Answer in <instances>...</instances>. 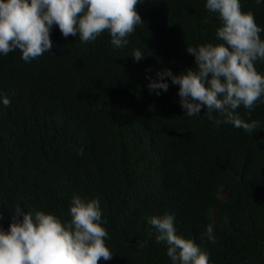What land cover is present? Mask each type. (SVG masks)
<instances>
[{
	"label": "trees",
	"instance_id": "1",
	"mask_svg": "<svg viewBox=\"0 0 264 264\" xmlns=\"http://www.w3.org/2000/svg\"><path fill=\"white\" fill-rule=\"evenodd\" d=\"M205 2L142 0L143 24L120 48L107 31L81 42L53 25L50 52L31 62L19 50L0 56V95L11 100L0 103V227L17 205L66 220L73 195L95 197L114 253L98 264H171L147 222L164 213L211 264H264V102L250 115L236 109L259 122L250 134L214 126L204 109L185 115L171 81L159 96L147 88L160 70L194 67L186 47L219 42ZM240 2L264 28V4ZM255 68L264 73V61ZM209 223L214 242L202 238Z\"/></svg>",
	"mask_w": 264,
	"mask_h": 264
},
{
	"label": "clouds",
	"instance_id": "2",
	"mask_svg": "<svg viewBox=\"0 0 264 264\" xmlns=\"http://www.w3.org/2000/svg\"><path fill=\"white\" fill-rule=\"evenodd\" d=\"M141 2L0 0V56L19 50L21 59L31 62L50 52L53 25L63 37L79 36L81 42L93 41L107 31L111 44L123 47L136 26L143 24L135 8ZM255 2L264 4V0ZM204 7L217 15L215 37L219 42L186 47L194 67L175 75L170 69L160 70L155 78L148 77L147 88L159 96L171 81L178 85V103L185 115L198 116L204 109L214 126L231 124L253 134L259 122L242 119L236 109L243 106L250 115L258 101L264 102V73L255 68L256 62L264 61V38L260 36L264 28L255 22L252 11L241 10L240 0H206ZM144 56L137 48L131 57L138 62ZM0 103L7 106L11 100L0 95ZM67 215L62 220L53 213L25 211L17 205L7 229L0 227V264H98L110 260L114 253L106 245L110 237L103 227L107 218L102 219L99 199L73 195ZM147 222L156 229L155 240L167 244L171 264H211L209 252L177 233L174 214L153 215ZM203 237L215 241L212 223L206 225Z\"/></svg>",
	"mask_w": 264,
	"mask_h": 264
}]
</instances>
